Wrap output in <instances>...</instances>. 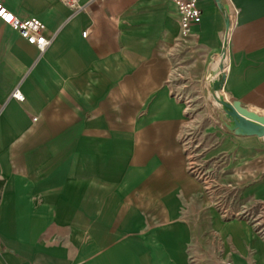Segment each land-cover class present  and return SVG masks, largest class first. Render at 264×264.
<instances>
[{"label":"crops","instance_id":"obj_1","mask_svg":"<svg viewBox=\"0 0 264 264\" xmlns=\"http://www.w3.org/2000/svg\"><path fill=\"white\" fill-rule=\"evenodd\" d=\"M0 2L50 39L40 53L0 19V264H264L252 223L212 198L256 210L264 149L247 141L255 184L238 194L191 170L182 139L208 119L225 37L221 93L264 115V0H223L227 32L197 0L185 38L170 0ZM200 131L205 164L232 162L237 183L241 138Z\"/></svg>","mask_w":264,"mask_h":264},{"label":"rangeland","instance_id":"obj_2","mask_svg":"<svg viewBox=\"0 0 264 264\" xmlns=\"http://www.w3.org/2000/svg\"><path fill=\"white\" fill-rule=\"evenodd\" d=\"M218 81L220 78H217ZM206 81V80H205ZM207 93H208V103L210 108V114L208 116V119L206 116H194V126L192 131L185 132L183 134V141H185L187 146V154L189 155V166L191 170H194L196 174L199 176L201 175L203 178H205L207 181V184L210 185L212 188H226V189H235L237 193L239 194V190H246L252 187L255 182L253 179V176L250 172V157H249V140H251L259 150L264 149V137L262 135L258 134H241L236 131L237 126L234 124V117L232 114L228 113L226 110L222 108V106H218L212 95L211 92V85L209 82H206L205 85ZM230 102H233L232 100ZM240 109H243L245 107L239 106ZM209 125L211 129H214L215 132L217 129L223 131L226 133V141H233L234 138L237 139V137L241 138V153L239 151L237 154L242 155V173H241V179H236L237 183H234L232 180H227V177H229L228 174L232 173L233 169V163L231 164H224L223 161L211 163V164H205V160L203 157V154L201 151H203V147L200 144V136H201V127L204 125ZM264 151V150H262ZM227 155H231L227 153ZM260 157V155H259ZM260 164V162H259ZM226 166V168H224ZM264 175V173H260V175ZM223 193V192H222ZM233 190L231 194L221 195L220 197L217 195H213V203L215 205L214 210L217 214L221 216H225V218H230V216H234L238 219H241L243 221H246L247 223H252L253 230L256 232V234L259 236L261 240H264V200L257 202V208L255 210V206H252V209L250 211V208H244L242 207V210L238 213H232L230 211H227L224 213L223 207L221 204H228L232 203L234 201L233 199ZM220 199V200H219ZM245 203L243 202V205ZM235 214V215H234ZM227 264V263H225Z\"/></svg>","mask_w":264,"mask_h":264},{"label":"built area","instance_id":"obj_3","mask_svg":"<svg viewBox=\"0 0 264 264\" xmlns=\"http://www.w3.org/2000/svg\"><path fill=\"white\" fill-rule=\"evenodd\" d=\"M174 5L178 16V24L180 29V38H185L188 34V29L194 23H197L201 16V9L197 4V0H170ZM218 7L225 12L227 21L226 32L229 28V17L233 11L230 12L228 7L224 5L223 0H215ZM0 12L4 15H0V19L8 24L12 29L16 30L20 37L25 39L29 44L34 45L40 53H42L48 46L50 39L45 37L43 30L45 28L44 23L35 18L20 19L14 13L6 9L0 2ZM10 15L11 20L5 17ZM225 21V22H226ZM227 36V35H226ZM11 96L18 101L24 100V95L14 88L11 92Z\"/></svg>","mask_w":264,"mask_h":264},{"label":"bare ground","instance_id":"obj_4","mask_svg":"<svg viewBox=\"0 0 264 264\" xmlns=\"http://www.w3.org/2000/svg\"><path fill=\"white\" fill-rule=\"evenodd\" d=\"M227 47V37H225L223 42V47L220 53L218 65L209 72L208 82L211 85V95L214 98L215 103L218 106L224 107L226 110L230 111L236 117V122L238 127V132L243 134H257L262 133L264 137V121L259 117H264V115L245 107V114L239 112L238 107L232 105L230 100H227L225 96L221 93V84L218 85V75L223 71V63L225 58V51ZM219 71V72H218ZM218 72V73H217ZM217 73V75H215Z\"/></svg>","mask_w":264,"mask_h":264},{"label":"water","instance_id":"obj_5","mask_svg":"<svg viewBox=\"0 0 264 264\" xmlns=\"http://www.w3.org/2000/svg\"><path fill=\"white\" fill-rule=\"evenodd\" d=\"M225 24H226V26H227V21L225 22ZM221 84V81H218V85H220ZM231 104L232 105H235V106H237L238 107V110H239V112H241V113H244L245 114V110H244V108L243 109H240V105L237 103V102H235V101H233V102H231ZM224 110H226L224 107H222ZM228 113H230V114H232L230 111H228V110H226ZM233 115V117H234V124H236V126H237V129H236V131L238 132V125H237V122H236V117H235V115L234 114H232ZM262 121H264V117H259ZM238 133H240V132H238ZM241 134H243V133H241ZM258 135H262V133H257Z\"/></svg>","mask_w":264,"mask_h":264},{"label":"snow or ice","instance_id":"obj_6","mask_svg":"<svg viewBox=\"0 0 264 264\" xmlns=\"http://www.w3.org/2000/svg\"><path fill=\"white\" fill-rule=\"evenodd\" d=\"M0 15H4V13L3 12H0ZM5 18L8 19V20H11L12 19V17L10 15L6 16Z\"/></svg>","mask_w":264,"mask_h":264}]
</instances>
